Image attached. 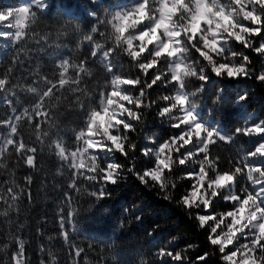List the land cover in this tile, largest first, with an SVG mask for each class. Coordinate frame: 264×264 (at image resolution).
I'll use <instances>...</instances> for the list:
<instances>
[{
    "label": "snow or ice",
    "instance_id": "obj_1",
    "mask_svg": "<svg viewBox=\"0 0 264 264\" xmlns=\"http://www.w3.org/2000/svg\"><path fill=\"white\" fill-rule=\"evenodd\" d=\"M220 3L223 4L224 0ZM99 4L100 0H96L89 13L94 22L75 39L71 55H57L47 70L36 65L27 70V77L17 79V69L24 65V58L33 48L43 49L52 42V34L40 29L42 15L49 5L47 0L0 3V42L7 41L6 46H10L13 52L7 66L0 70V105L5 111L0 117V173L8 177L0 180V218H7V224L14 225L17 231L25 227L24 222L16 224L11 213L21 212L25 198L31 203L27 186L34 178L31 174L24 176V186H21L15 179L14 169L23 165L37 171L38 153L47 148L61 162L57 175L64 176L67 170L66 189L78 195L103 200L110 195L109 185L134 176L149 191L156 192L165 201L174 202L197 229L205 233L209 250L197 257L200 264H207L212 255H218L220 264L255 262L257 257L259 264H264V238L260 237L259 231L261 216H264V117H253L244 112L242 123L235 121L234 126L226 127L215 111L224 101L221 90L210 98V117L202 115L194 104L182 97H175V103L168 93L163 97L149 98L148 90L165 86L164 82L169 79L168 75L161 77L157 72L167 61H160L156 68H147L151 45L142 55L139 52L126 55L122 43L127 33L120 35L116 23L126 15L118 10L120 7L140 5L141 0H127L126 4L115 6L116 11L104 10L102 15L95 10ZM71 7V4L66 6L69 13ZM233 7H238L242 13L255 15L254 8L261 13L256 17L258 34L249 21L241 20L240 27L247 30L246 36L243 33L240 36L220 33L228 37L218 42L223 57L206 48H201L197 54L201 56V63H211L210 72L221 81L244 71L247 73L244 78L251 77L264 84V64L260 69H254L253 58L248 54L251 52L264 58V0H248L247 6L244 0H240L239 5L233 3ZM138 10L131 9L133 12ZM143 27L146 25H141L137 31ZM62 36L72 39L67 31L58 32L57 38ZM200 39L197 36L192 40L197 48H200L197 43ZM82 46H86L87 51L82 57L77 56ZM57 47L67 48L68 45L58 44ZM234 53L240 55H232ZM122 61L127 63V69ZM241 64L239 68L234 67ZM248 69L251 72H247ZM175 80L176 77H172L173 83L167 88L175 89ZM21 93L28 94L31 99L21 103L24 100ZM234 99L242 108L248 94L237 93ZM181 105L184 111H181ZM153 107L155 115L173 132L150 138L149 143L140 148L132 134L143 125L145 110ZM64 117H71L74 124L70 129V141L59 134ZM136 152L144 158L142 167L136 163ZM224 153L227 155H222ZM222 175H227L231 183L226 189H218L210 202L204 200L200 203L196 195L198 185H203L200 191L211 190ZM169 178L171 183H165ZM229 195L231 202L223 199ZM64 196L67 211L62 207L57 213L59 236L71 249V264H81V261L82 264H92L85 248L69 244L67 226L74 223L77 209L72 207L71 192L66 190ZM218 202L224 205L221 211H217ZM241 206L244 212L234 226L237 230L225 243L227 231L233 227L232 219L238 215ZM253 212L256 219L249 220ZM132 216L136 221L142 219L136 213ZM124 226L122 221L119 228ZM154 234V231L145 233L148 237ZM176 240L172 237L167 246H160L149 254L151 260L142 259L140 264H185L186 252L195 245L188 243L179 248ZM5 241L0 242V254L7 259L0 256V264H31L27 241L23 237L10 230ZM88 248L91 249L92 245L89 244ZM39 251L46 250L40 247ZM47 256L48 260L41 259L39 264H58L51 250L47 251ZM97 264H106L103 256Z\"/></svg>",
    "mask_w": 264,
    "mask_h": 264
},
{
    "label": "trees",
    "instance_id": "obj_2",
    "mask_svg": "<svg viewBox=\"0 0 264 264\" xmlns=\"http://www.w3.org/2000/svg\"><path fill=\"white\" fill-rule=\"evenodd\" d=\"M15 2L16 0H0V3L5 4ZM95 2L96 0H47L49 8L42 15L40 29L52 34V42L43 49L33 48L24 58V65L17 69L15 78L27 77L29 75L27 70L36 65L47 70L50 67V61L57 55H71L70 50L75 46V39L79 38L94 22V18L89 13L93 11ZM126 3L127 0H100L95 10L97 14L102 15L105 8L111 9ZM69 4L72 5L70 13L66 10ZM65 31L72 37L71 40L63 36L57 38L58 32ZM58 44H67L68 47H57ZM6 45L7 41L0 42V70L7 66L8 60L13 55L11 47ZM86 51V46H82L77 56L82 57ZM248 54L253 58V68L260 69L264 64V58H259L251 52ZM122 63L127 69V63L123 61ZM169 90L163 85L156 86L148 90L149 98L155 99L157 95L166 94ZM217 90L222 91L224 101L216 107L215 111L217 118L223 120L226 127L234 126L235 121L242 123L241 115L244 112L253 117H264V84H260L251 77L239 81H221L211 77L200 94L205 102L201 111L202 115L211 116L208 112L209 101ZM237 93L248 94V100L242 108L234 99ZM20 95L24 97L21 103L31 99L26 93ZM145 112L143 125L139 127L137 133L132 134L134 142L140 148L148 144L150 138L163 137L173 132V129L156 117L155 107ZM4 115L5 111L0 105V117ZM73 126L72 118L64 117L59 134L70 141V129ZM38 156L37 171L33 172L23 165L14 169L15 179L21 186H24V176L31 174L34 178L33 183L27 186L32 197L31 203L25 198L22 201L21 212L11 213V219L16 224L24 222L25 227L17 231L14 225L7 224V218H0V242H7L5 237L10 230L16 231L17 235L27 241V255L31 264H39L41 259L47 261L48 250L55 254L58 264H71V249L59 236V216L57 215L62 207L65 208V212L67 211V200L64 196L66 190L71 192L72 207L77 209L74 223L67 226L70 235L69 244L74 243L85 248V254L88 255L92 264H97L101 256L106 264H133V262L140 264L142 259L151 260L152 257L149 254L155 252L160 246H167L172 237L177 238L176 246L179 248L185 247L188 243L195 245L186 252L188 258L185 264H200L197 257L209 250L205 233L197 229L184 210L174 202L163 200L156 192L149 191L134 176H127L122 182L109 185L107 190L110 195L96 201L87 195H78L66 189L67 170L65 169L64 176L57 175L61 162L47 148L42 153H38ZM135 160L141 167L145 163L139 152L135 153ZM4 179L8 177L0 173V180ZM84 183L89 190H92L87 182ZM96 187L99 188V185L97 184ZM176 195L179 196V191ZM223 207V203L218 202L217 211L223 210ZM132 213L140 215L142 219L136 221ZM122 221L125 223L123 229L119 228ZM147 231H154L155 234L148 237L145 235ZM49 236L52 237L51 240L48 239ZM89 244L92 245L91 249L88 248ZM40 247H44L46 251L41 253ZM11 250L10 248L9 252ZM2 259H7V256H2ZM207 264H220L218 255L210 256Z\"/></svg>",
    "mask_w": 264,
    "mask_h": 264
},
{
    "label": "clouds",
    "instance_id": "obj_3",
    "mask_svg": "<svg viewBox=\"0 0 264 264\" xmlns=\"http://www.w3.org/2000/svg\"><path fill=\"white\" fill-rule=\"evenodd\" d=\"M233 3L239 5L240 0H224L223 4L220 3V0H141L140 5H131L128 8L120 7L118 10L126 13V15L117 20L116 23L120 35L127 33L124 35L122 48L128 56H131L133 52H139L142 55L147 51V46L151 45L147 68H156L160 61H167L166 64L157 69L161 77L169 76V79L164 82L166 88L167 85L173 83L172 77H176V88L169 90V98H172L173 103H175V97H182L194 104L196 109L201 112L205 102L200 94L203 92L205 84L210 81L211 77H215V74L210 72L211 63L207 61L201 63V56L197 53L200 52L201 48H206L208 51H214L223 57L218 42L226 40L228 37L220 35V33H227L228 36L233 33L240 36L243 33L246 36L247 30L240 27L239 22L241 20L249 21L255 27L256 33L259 32V28L256 27V17L261 13L255 8L253 9L255 15L242 13L238 7H233ZM247 3L248 0H244L245 6ZM132 8L139 10L133 12L131 11ZM105 10L116 11L117 9L114 7L105 8ZM141 25H146V27L137 31ZM237 29L240 30L237 31ZM197 36L201 37L197 41L200 48H197V44L192 43V40ZM129 49L131 51H128ZM193 49L196 51L194 52ZM232 55L240 54L234 53ZM241 66L242 64L234 65L236 68ZM197 68L200 69L199 72H197ZM206 71L208 75H206ZM247 72H251V69H248ZM246 74L244 71H238L236 76L230 79L226 77L223 81H239ZM201 77H204V82H201ZM128 95L131 96V93ZM164 95L161 93L160 97ZM180 109L184 111V106L181 105ZM156 117L160 120L158 116ZM207 163L205 161V164ZM165 183H171V179L169 178ZM229 183L231 181L228 176L222 175L211 187V190L200 191L199 189L203 188V185L200 184L196 193L197 199L200 203H203L204 200L210 202L212 195L217 194L218 189H226ZM223 199L231 202L232 198L229 195ZM196 206L199 207V204ZM243 212L244 207L241 206L238 215L232 219L233 227L227 231L225 243L232 239L233 232L237 230L234 226L240 222ZM248 219H256V213L253 212ZM259 231L260 237L264 238V216H261ZM243 264H259V258L257 257L255 262L245 260Z\"/></svg>",
    "mask_w": 264,
    "mask_h": 264
}]
</instances>
